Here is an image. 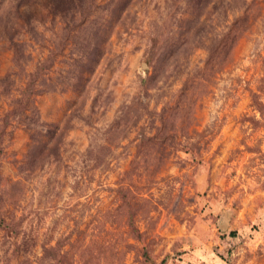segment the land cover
<instances>
[{"label":"rangeland","instance_id":"374dc122","mask_svg":"<svg viewBox=\"0 0 264 264\" xmlns=\"http://www.w3.org/2000/svg\"><path fill=\"white\" fill-rule=\"evenodd\" d=\"M0 264H264V0H0Z\"/></svg>","mask_w":264,"mask_h":264},{"label":"trees","instance_id":"16d2710c","mask_svg":"<svg viewBox=\"0 0 264 264\" xmlns=\"http://www.w3.org/2000/svg\"><path fill=\"white\" fill-rule=\"evenodd\" d=\"M244 14H246V13H244ZM241 18L244 19V22H245V21L248 22L247 15H246V16H243V17H241Z\"/></svg>","mask_w":264,"mask_h":264}]
</instances>
